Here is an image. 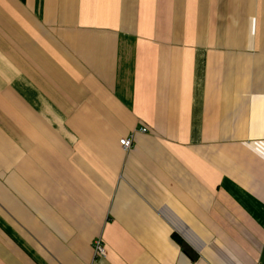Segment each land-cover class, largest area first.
<instances>
[{"label": "crops", "instance_id": "obj_1", "mask_svg": "<svg viewBox=\"0 0 264 264\" xmlns=\"http://www.w3.org/2000/svg\"><path fill=\"white\" fill-rule=\"evenodd\" d=\"M0 264H264V0H0Z\"/></svg>", "mask_w": 264, "mask_h": 264}, {"label": "built area", "instance_id": "obj_2", "mask_svg": "<svg viewBox=\"0 0 264 264\" xmlns=\"http://www.w3.org/2000/svg\"><path fill=\"white\" fill-rule=\"evenodd\" d=\"M139 131L148 132V128L146 126H142ZM120 145L124 151L129 152L133 147V136L123 137L120 139ZM94 250L96 257H104L107 254L106 248L102 241V238H97L94 241Z\"/></svg>", "mask_w": 264, "mask_h": 264}, {"label": "trees", "instance_id": "obj_3", "mask_svg": "<svg viewBox=\"0 0 264 264\" xmlns=\"http://www.w3.org/2000/svg\"><path fill=\"white\" fill-rule=\"evenodd\" d=\"M174 238L179 244H181L183 247H185V244L180 237H178L177 235H174Z\"/></svg>", "mask_w": 264, "mask_h": 264}]
</instances>
